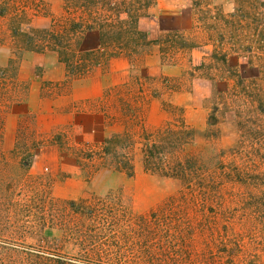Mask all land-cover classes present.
Masks as SVG:
<instances>
[{
	"label": "rangeland",
	"instance_id": "1",
	"mask_svg": "<svg viewBox=\"0 0 264 264\" xmlns=\"http://www.w3.org/2000/svg\"><path fill=\"white\" fill-rule=\"evenodd\" d=\"M149 2L110 80L114 56L72 73L14 35L65 0H0V264H264V0Z\"/></svg>",
	"mask_w": 264,
	"mask_h": 264
},
{
	"label": "trees",
	"instance_id": "2",
	"mask_svg": "<svg viewBox=\"0 0 264 264\" xmlns=\"http://www.w3.org/2000/svg\"><path fill=\"white\" fill-rule=\"evenodd\" d=\"M149 3V0H122L123 6L121 7L112 5L108 0H65L66 15L62 19L63 24L60 25L59 30L49 28L24 33L18 27H14V35L21 38L26 49L35 51L56 50L70 72L84 73L91 68L92 64L99 63L104 57L108 58L121 53V49L125 45L138 46L151 43L147 39V34L138 29V18H136L140 10ZM106 8L117 12L118 20L110 21L107 19L105 17L108 15L105 13ZM122 11L128 13V19L121 17ZM102 13L105 14L103 17ZM15 18H18L17 13ZM18 19L20 20V18ZM92 28H99L100 30L102 35L101 47L83 52L73 50L72 44L78 35ZM113 42L116 45L114 44L113 48L110 49V43ZM118 143H121V147L125 149H129L131 146L130 140L126 141L125 137L115 135L104 142V153L106 155L114 153V144L117 145ZM114 154L117 155L118 153L115 152ZM121 156L123 162L128 164V155L121 153Z\"/></svg>",
	"mask_w": 264,
	"mask_h": 264
},
{
	"label": "crops",
	"instance_id": "3",
	"mask_svg": "<svg viewBox=\"0 0 264 264\" xmlns=\"http://www.w3.org/2000/svg\"><path fill=\"white\" fill-rule=\"evenodd\" d=\"M154 17L159 22V24L164 19V16L162 14H156V15H154ZM190 26H192L191 16H190V19H188V24H187V27H190ZM109 64H110V70H111L110 75H109L110 80L114 77L113 75L116 74V73L119 75V79H120V75H121V79L126 78V70L129 69V64H130L127 57H125L123 55H121V56H114V57H112L110 59V63ZM181 94L187 100V101H184L183 102L184 106L190 105V103L193 100V96L190 93V91H187V92H174L172 94V99L173 100L176 99V97L177 96H180ZM174 102H176V103H182L180 100L179 101H174Z\"/></svg>",
	"mask_w": 264,
	"mask_h": 264
}]
</instances>
